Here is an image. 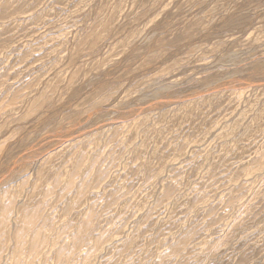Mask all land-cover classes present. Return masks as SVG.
<instances>
[{
    "label": "rangeland",
    "instance_id": "obj_1",
    "mask_svg": "<svg viewBox=\"0 0 264 264\" xmlns=\"http://www.w3.org/2000/svg\"><path fill=\"white\" fill-rule=\"evenodd\" d=\"M0 264H264V0H0Z\"/></svg>",
    "mask_w": 264,
    "mask_h": 264
},
{
    "label": "bare ground",
    "instance_id": "obj_2",
    "mask_svg": "<svg viewBox=\"0 0 264 264\" xmlns=\"http://www.w3.org/2000/svg\"><path fill=\"white\" fill-rule=\"evenodd\" d=\"M163 106V105H162Z\"/></svg>",
    "mask_w": 264,
    "mask_h": 264
}]
</instances>
